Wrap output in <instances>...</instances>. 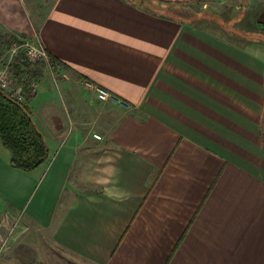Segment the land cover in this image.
<instances>
[{
	"label": "crops",
	"instance_id": "obj_1",
	"mask_svg": "<svg viewBox=\"0 0 264 264\" xmlns=\"http://www.w3.org/2000/svg\"><path fill=\"white\" fill-rule=\"evenodd\" d=\"M148 1L38 22L0 0V30L51 59L29 103L49 159L20 171L0 140V264H264V0Z\"/></svg>",
	"mask_w": 264,
	"mask_h": 264
},
{
	"label": "trees",
	"instance_id": "obj_2",
	"mask_svg": "<svg viewBox=\"0 0 264 264\" xmlns=\"http://www.w3.org/2000/svg\"><path fill=\"white\" fill-rule=\"evenodd\" d=\"M13 73L16 81L24 87L27 105L17 103L0 89V140L11 154L10 165L31 173L49 159L46 139L29 108L34 97L30 86L40 77L41 72L31 70L28 64L19 62L13 67Z\"/></svg>",
	"mask_w": 264,
	"mask_h": 264
},
{
	"label": "built area",
	"instance_id": "obj_3",
	"mask_svg": "<svg viewBox=\"0 0 264 264\" xmlns=\"http://www.w3.org/2000/svg\"><path fill=\"white\" fill-rule=\"evenodd\" d=\"M23 56L30 63L45 62L51 64L50 56L45 47L37 41L16 40L14 41L9 51L6 54L0 53V89L6 92L9 97L21 105H27L24 97V87L18 83L13 73V66L16 59ZM23 81V80H22ZM38 87V82H33L30 86L31 92L35 95ZM96 93L104 100H110L116 104H121V101L115 96L111 95L104 89L93 87ZM128 108V106H125Z\"/></svg>",
	"mask_w": 264,
	"mask_h": 264
},
{
	"label": "rangeland",
	"instance_id": "obj_4",
	"mask_svg": "<svg viewBox=\"0 0 264 264\" xmlns=\"http://www.w3.org/2000/svg\"><path fill=\"white\" fill-rule=\"evenodd\" d=\"M30 1L33 3V7L37 11V16L34 17V20H37L38 22H40L41 19L43 18V15H44L46 9L48 8V5L51 2V0H30ZM135 1L140 2V3L141 2H143V3L149 2L148 0H135ZM156 9L160 12L167 13L171 16H176V17H180V18H184V19L185 18L188 19V16H189V14H188L189 11H183V10L176 9V8L174 9L172 7L167 8V7H162V6L156 5ZM213 18H214V20H219L218 17H213ZM219 21L222 23H227V21L224 18H220ZM14 41H16V40L13 37H11L9 34L0 30V53L3 55L6 54L9 51V48ZM19 62H21L22 64H28L31 70H34V71L36 70V71H40V72H41L40 66L45 65V64L48 65L45 62H40L37 64L30 63L29 61L26 60L25 57L19 56L16 59V63H14V66ZM35 82H38V79H36ZM64 101H65V103H67L66 100H64ZM62 104H64L63 101H62ZM31 110L33 111V114H35L34 107ZM61 116L64 117V118H62V121H63L65 119V116H64V114H61ZM38 250L39 249L36 248L37 252H39ZM46 250H48V253H47L48 256L51 255L59 263H63V264H88V262L83 261L82 259H80V258L58 248V247H55V246H50Z\"/></svg>",
	"mask_w": 264,
	"mask_h": 264
}]
</instances>
